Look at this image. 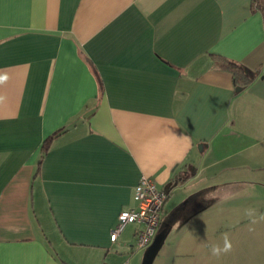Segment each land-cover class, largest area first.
<instances>
[{"label": "crops", "instance_id": "0c3cea01", "mask_svg": "<svg viewBox=\"0 0 264 264\" xmlns=\"http://www.w3.org/2000/svg\"><path fill=\"white\" fill-rule=\"evenodd\" d=\"M262 146L252 0H0V264H132L141 226L110 233L142 177L171 264H217L211 232L264 248Z\"/></svg>", "mask_w": 264, "mask_h": 264}, {"label": "built area", "instance_id": "2783aa9c", "mask_svg": "<svg viewBox=\"0 0 264 264\" xmlns=\"http://www.w3.org/2000/svg\"><path fill=\"white\" fill-rule=\"evenodd\" d=\"M167 194L156 188L153 181L146 177L140 178L134 189L135 208L122 210L110 233L111 242L116 241L118 235L128 224H138L141 229L135 235L136 249L147 247L161 225L163 206Z\"/></svg>", "mask_w": 264, "mask_h": 264}, {"label": "rangeland", "instance_id": "374dc122", "mask_svg": "<svg viewBox=\"0 0 264 264\" xmlns=\"http://www.w3.org/2000/svg\"><path fill=\"white\" fill-rule=\"evenodd\" d=\"M252 157H256L258 161L264 162V146L256 148L254 151L250 153ZM248 168L250 170H254L252 165H249ZM257 168V166H255ZM249 171H245L246 174H249ZM244 189V188H243ZM251 191H245L244 193H253V195L260 196L262 193H264V185H258L251 187L249 189ZM249 198L247 197H242V200H247ZM245 202H248L247 204L251 207H257L261 209V206L258 204L259 201H242V204ZM264 235V234H262ZM231 237V235H230ZM210 241L212 242V245L218 244L221 247L223 246V239H219V235L215 234L214 232H211L209 235ZM163 245L160 248V245L157 247L149 246L147 248H143L141 251L138 250V253L135 252L134 257L132 258V264H171L172 262V247L168 245ZM236 246L232 243V250L227 253V254H222L220 256H213L211 253V250L209 249L210 253V260L211 262H215L217 264H264V248H259V249H253V250H247L245 248H235ZM247 259L248 261L250 259L253 260V263L251 262H242V263H237L238 259ZM188 263H191L189 260Z\"/></svg>", "mask_w": 264, "mask_h": 264}, {"label": "trees", "instance_id": "16d2710c", "mask_svg": "<svg viewBox=\"0 0 264 264\" xmlns=\"http://www.w3.org/2000/svg\"><path fill=\"white\" fill-rule=\"evenodd\" d=\"M252 9L255 12H259L263 19H264V0H252ZM227 68L232 71V73L234 74L235 77H239L242 76V78H245L244 81L241 82H237L236 80V90L241 89L242 87H244L247 83H249L251 80H253L254 74L248 73L245 71H243V68L241 66H239L238 64L234 63V62H230L227 61ZM239 83V85H238ZM53 137H49L46 141L44 146L42 147L43 152L45 151V149L47 148V143L50 141V139H52Z\"/></svg>", "mask_w": 264, "mask_h": 264}, {"label": "clouds", "instance_id": "9594fccd", "mask_svg": "<svg viewBox=\"0 0 264 264\" xmlns=\"http://www.w3.org/2000/svg\"><path fill=\"white\" fill-rule=\"evenodd\" d=\"M249 217H255L256 213L254 209H249L246 213ZM260 219H264V216H261ZM253 223L256 222L255 219L252 221ZM210 250L213 256H220L222 254H227L232 250V243L228 238V235L225 234L223 239V246L221 247L218 244H214L210 246Z\"/></svg>", "mask_w": 264, "mask_h": 264}, {"label": "water", "instance_id": "95a60500", "mask_svg": "<svg viewBox=\"0 0 264 264\" xmlns=\"http://www.w3.org/2000/svg\"><path fill=\"white\" fill-rule=\"evenodd\" d=\"M157 238H158V237H156V239H155V240H154V242L152 243V245H151V246H152V248H153V247H157V245H156V244H157V242H158Z\"/></svg>", "mask_w": 264, "mask_h": 264}]
</instances>
